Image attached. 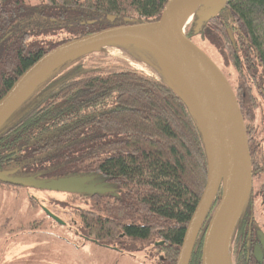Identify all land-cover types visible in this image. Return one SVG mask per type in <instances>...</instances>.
I'll return each mask as SVG.
<instances>
[{
    "label": "trees",
    "instance_id": "obj_1",
    "mask_svg": "<svg viewBox=\"0 0 264 264\" xmlns=\"http://www.w3.org/2000/svg\"><path fill=\"white\" fill-rule=\"evenodd\" d=\"M165 2L0 0V97L56 45L106 26L156 20ZM195 18L186 34L219 58L214 62L244 119L252 174L257 170V186L251 185L228 238L232 264H264L251 254L247 259L244 246L256 236L252 225L264 234V0H226L196 32ZM41 22L46 26L37 27ZM11 154L12 164L40 183L37 177L80 170L112 180L114 192L104 189L111 197L79 206L86 235L96 242L120 232L150 244L164 240L155 250L165 257L158 264H175L208 156L195 116L171 86L103 47L88 50L49 73L0 124V158ZM218 197L189 264H200L203 231Z\"/></svg>",
    "mask_w": 264,
    "mask_h": 264
},
{
    "label": "water",
    "instance_id": "obj_2",
    "mask_svg": "<svg viewBox=\"0 0 264 264\" xmlns=\"http://www.w3.org/2000/svg\"><path fill=\"white\" fill-rule=\"evenodd\" d=\"M193 1L166 0L156 20L106 26L69 39L48 50L27 67L0 97V124L49 73L65 61L88 50L128 40L139 34L150 37L186 71L201 103L208 130L206 139L197 115L181 95L175 81L172 79L173 85L163 81L176 90L188 104L202 132L208 156L205 185L185 227L175 264H189L205 216L218 195L203 231L200 264H232L230 253L228 254V238L251 189V159L244 119L229 80L213 59L186 34L180 22V9ZM197 1L190 16L191 21L196 17L195 32L204 21L217 15L226 3V0ZM228 33L232 41V36ZM9 172L11 171H1L0 180L48 188H79L89 193L102 192L105 189L77 187L75 183L45 185L35 179L23 177L10 180L3 176ZM46 213L55 222L65 225L53 212L46 210ZM163 243L164 240H158L154 242V246ZM254 253L257 254L256 249Z\"/></svg>",
    "mask_w": 264,
    "mask_h": 264
},
{
    "label": "rangeland",
    "instance_id": "obj_3",
    "mask_svg": "<svg viewBox=\"0 0 264 264\" xmlns=\"http://www.w3.org/2000/svg\"><path fill=\"white\" fill-rule=\"evenodd\" d=\"M190 22L191 19L183 25V29L186 30ZM45 24L41 22L37 27L43 28L46 26ZM193 39L199 46L204 47L216 63L217 59L219 61L217 55H212L211 47L196 37ZM103 48L110 57L124 60L131 66L173 85L172 75L166 71L151 51L128 40L112 42L104 45ZM21 177L36 179L23 172H21ZM37 178L45 185L52 184V180H61L59 184L71 185L78 182L93 188H111V193L115 190V184L109 178L96 173H85L82 170ZM256 186L255 184V188ZM88 193L76 188L59 189L17 184L16 198L14 191L11 196L7 192L1 194L0 209L8 205H16L18 220L15 223L0 220V225L6 223L4 226L6 230L14 229L15 224L19 225V228L8 231L10 234L16 231L17 235H9L4 232L0 235V264H158L154 259H151L153 256L150 253L153 247L150 243L127 238L122 242L124 244L122 246L114 240L105 241L104 243L107 245L105 246L96 242L92 237L85 239L72 228L50 220L43 208L38 207L36 203L37 200H44L46 204H50L53 210L66 212L74 210L72 205L87 207L93 199L100 200L111 197L105 190L90 193L92 195ZM3 211L12 220L13 213L10 214L4 209ZM70 215L76 219L75 214L70 212ZM61 216L67 217V214L61 213ZM34 219L41 220V223H35L28 232L20 228L23 224ZM115 246H120L122 249L119 250Z\"/></svg>",
    "mask_w": 264,
    "mask_h": 264
},
{
    "label": "flooded vegetation",
    "instance_id": "obj_4",
    "mask_svg": "<svg viewBox=\"0 0 264 264\" xmlns=\"http://www.w3.org/2000/svg\"><path fill=\"white\" fill-rule=\"evenodd\" d=\"M204 51L207 53L206 50H204ZM12 157H14V156L11 154V155L6 156L4 158H0V172L1 171H11V172L7 173L6 175H3L5 177H7V178H10V180H12L11 178H19V177H21V171L17 169V166L16 165H13L12 164L14 162V160L11 159ZM256 167L257 166H255V168ZM256 171L257 170L255 169V173L252 174V184L253 185L256 184L255 183L256 182V175H257L256 174ZM27 179H29V178H27ZM75 184L78 185L77 187H83V186H85V185L80 184L78 182H75ZM78 190H79V188H78ZM13 191H14V197L16 198V195L15 194L17 193V183L4 182V181H1L0 180V195L1 194H6V192H7V194H9L11 196V193ZM263 200H264V190L262 191V194H261V201H263ZM36 203H37V206L38 207L43 208L46 216H48V214L46 213V210H49V211L53 212L54 214H56L57 216H59V218H61L65 222V226L66 227L72 228L78 235L82 236L85 239H91L84 232V228H83L84 221H83V219H82V217H81V215H80V213L78 211L79 206L76 207L75 205H72L73 208H74L73 211L63 212V211H59V210H53L52 207L50 206V204L48 202H47L48 204H46V202L44 200H37ZM3 209L6 210V211H8V212H10V214L13 213L12 220L6 215V213L3 211ZM16 212H17V206L16 205H8L5 208L2 207L0 209V220H2L4 222H6V221L9 222L10 221L11 223H15L18 220V214ZM70 212L73 213V214H75L76 219H74L70 215ZM61 213H66L67 214V217L61 216ZM48 218L50 220L54 221L51 217L48 216ZM33 221H35V222H33ZM33 221H28L25 225L23 224L20 228L23 229L24 231L28 232V231L31 230V228L34 226L35 223H38V222L41 223V220H38V219H34ZM249 222H250V220H249ZM55 223H57V222H55ZM5 224L6 223H3V224L0 225V235H2L3 232L6 233V234H9V235H17V232L16 231L14 233H11V234L8 233V231L17 230L19 228V225L15 224L14 229L13 228H9L8 230H6V229H4ZM247 225H249V223H247ZM37 226H39V225H37ZM252 227H253V232L256 234L257 237L256 236H253V238H251V241H252L251 243H249L248 240H246L245 245H244L245 248H246L245 249L246 258L247 259L250 258V254H251L258 261H261L264 258V239H263L264 234H263V232H262V230L260 228H257L254 225H252ZM127 238L128 239H133L131 236H128V235L123 234L122 232H120L117 235V238L114 239V241L117 244H119V245L122 246V245H124V244H122V242L124 241V239H127ZM155 241H158V240H154L151 243L152 244L151 246L153 247V250L150 253L153 256V258H151V259H154L156 262H158V261H160V262L161 261H165L164 255H162L161 252H156L157 251V248L158 247H161L164 243L162 245H160V246H154V242ZM98 243L105 245V243L102 242V241L101 242H98ZM105 246H107V245H105ZM115 247L117 249H119V250L122 249L120 246H115ZM254 249H256L257 254L254 253ZM239 255H242L241 249H239ZM160 257H163V259H160Z\"/></svg>",
    "mask_w": 264,
    "mask_h": 264
},
{
    "label": "bare ground",
    "instance_id": "obj_5",
    "mask_svg": "<svg viewBox=\"0 0 264 264\" xmlns=\"http://www.w3.org/2000/svg\"><path fill=\"white\" fill-rule=\"evenodd\" d=\"M197 2V0H194L193 2L189 3V5L183 6L180 9L179 19L182 25L186 24L190 19L192 11L195 8ZM128 41H131L137 46L151 51L158 58L166 71L172 75L181 91V95L188 102L195 115H197L201 124V128L205 134V138L208 139L207 122L203 114L204 112L186 71L176 61H174L156 41L150 37L139 34L128 39Z\"/></svg>",
    "mask_w": 264,
    "mask_h": 264
}]
</instances>
